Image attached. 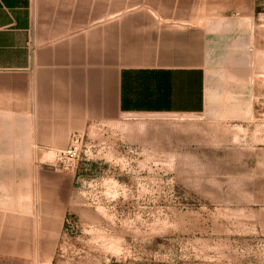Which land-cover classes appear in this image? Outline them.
Listing matches in <instances>:
<instances>
[{"label":"crops","instance_id":"crops-1","mask_svg":"<svg viewBox=\"0 0 264 264\" xmlns=\"http://www.w3.org/2000/svg\"><path fill=\"white\" fill-rule=\"evenodd\" d=\"M249 1L0 0V259L52 260L76 179L56 155L73 133L131 115L251 117L264 22ZM218 82L243 92L222 116ZM134 125L143 138L159 123Z\"/></svg>","mask_w":264,"mask_h":264},{"label":"rangeland","instance_id":"rangeland-1","mask_svg":"<svg viewBox=\"0 0 264 264\" xmlns=\"http://www.w3.org/2000/svg\"><path fill=\"white\" fill-rule=\"evenodd\" d=\"M257 9L264 22V0ZM232 86H212L211 105H237ZM248 95L255 108L241 121L209 110L92 125L66 167L74 196L52 260L0 264H264V181L253 175L264 160V75ZM141 119L159 126L139 138Z\"/></svg>","mask_w":264,"mask_h":264},{"label":"built area","instance_id":"built-area-1","mask_svg":"<svg viewBox=\"0 0 264 264\" xmlns=\"http://www.w3.org/2000/svg\"><path fill=\"white\" fill-rule=\"evenodd\" d=\"M84 135L80 132H75L71 135L69 145L64 149H59L56 155V163L58 166L73 167L80 158L82 151Z\"/></svg>","mask_w":264,"mask_h":264}]
</instances>
